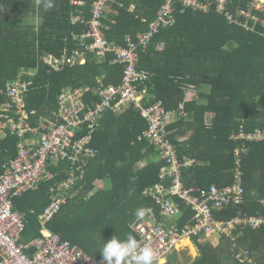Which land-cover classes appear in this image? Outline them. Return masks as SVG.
I'll use <instances>...</instances> for the list:
<instances>
[{
	"label": "trees",
	"instance_id": "16d2710c",
	"mask_svg": "<svg viewBox=\"0 0 264 264\" xmlns=\"http://www.w3.org/2000/svg\"><path fill=\"white\" fill-rule=\"evenodd\" d=\"M72 1L0 0V104L5 101L1 91L22 70H37L35 87L26 98L28 112H35L30 117L34 125L41 119L53 118L64 89H88L85 103L92 106L100 101L97 90L101 84L122 82L123 68L111 65L110 57L102 63L90 57L84 65L61 73L51 72L42 63L45 55L61 57L65 51L79 49L75 38L87 28L83 23L73 25L72 20L82 16L83 22L87 21L95 0H76L82 4L80 7H74ZM248 1L233 0L229 8L245 9ZM47 4L51 6L46 7ZM161 5V0H108L106 8L110 7L111 13L104 14L102 21L108 28L105 39L124 47L126 38L135 40L138 34L148 31ZM31 20L38 25L25 24ZM162 44L164 49L159 52ZM140 56L138 68L153 75L140 85L149 99L148 106L162 102L168 112H176L185 104L184 85L209 87V94L201 96L204 105H185V113L192 121L185 124L180 119L168 131L184 126L193 130L190 140L182 146L170 133L180 158L196 162L184 174L187 188L207 190L212 185H231L234 151L239 147L233 137L241 127L250 132L264 131V27L252 33L230 25L216 7L207 15L187 11L179 13L175 27L162 31ZM206 115L214 116L210 124L205 123ZM146 128V121L133 108L124 114H107L90 145L97 151L96 156L86 162L83 180L64 193L71 198L66 199L60 214L48 225V230L63 242L98 262L103 263L100 249L114 235L123 240L131 234L138 240L132 229L139 221L134 215L136 209H153L159 216V207L144 193L159 183L165 163L158 160L154 145L146 139L139 140ZM17 142L13 137L0 144V173L2 165L15 157ZM152 157L157 160L148 162ZM73 167L68 160L52 166V180L41 182L37 191L14 201L13 210L25 221L23 246L42 238L40 217L52 203L51 190L66 180ZM243 171L245 205L215 214L216 220L229 222L239 216L264 215L260 204L264 199V141L250 145ZM97 181L106 182L107 190L95 192ZM182 210L179 228L190 225L194 215L190 209ZM233 237L239 250L234 251L232 239L225 236L193 239L198 257L190 264H241L235 258L239 251L250 253L251 264H264V230H237ZM28 254L33 256V252Z\"/></svg>",
	"mask_w": 264,
	"mask_h": 264
},
{
	"label": "built area",
	"instance_id": "2783aa9c",
	"mask_svg": "<svg viewBox=\"0 0 264 264\" xmlns=\"http://www.w3.org/2000/svg\"><path fill=\"white\" fill-rule=\"evenodd\" d=\"M108 0H95L90 18L83 22L82 16L73 18L72 24H85L87 31L75 38L79 49L65 51L61 57L45 55L42 63L48 70L61 73L66 68L82 66L93 57L103 61L111 57L110 64L123 68L119 85L101 84L97 90L99 103H85L86 88H67L62 91L53 118L41 119L34 125L27 110L26 98L35 87L37 70H22L18 78L1 91L5 101L0 104V144L16 138V155L5 162L0 173V264H103L93 260L77 247L63 242L59 235L48 230V225L57 217L66 204L64 193L83 180L86 162L97 151L90 147L94 134L100 128L104 116L120 114L133 108L146 121L147 128L139 140H148L158 151V160L165 163L159 183L145 191L144 197L152 199L160 209L159 216L152 209L132 227L141 246H149L156 253L154 264H162L174 253L183 249V244L196 238L225 236L232 239L234 251L238 249L233 233L237 230H264V215L239 216L229 222L216 220L230 207L242 208L246 202L243 160L250 145L264 141V131H246L241 127L233 137L239 142L234 151V179L231 185H212L207 190L187 188L184 174L196 162L192 158H180L178 149L170 138L168 126L173 112H168L162 102L151 106L145 104L140 85L148 82L152 73L138 68L140 53L146 51L152 41L165 30L175 27L177 15L192 11L207 15L216 7L228 23L256 33L264 27V0H250L245 9L229 8L233 0H161L162 5L155 20L149 23L148 31L138 34L135 40L126 38L125 46L109 43L105 39L108 28L103 19ZM74 7L82 6L73 0ZM135 11V7L132 8ZM146 23V21H144ZM180 117H186L185 106L179 107ZM71 161L74 166L64 182L52 188L51 205L40 217L42 238L29 246L21 244L25 231L22 215L13 210V203L28 193L38 190L39 184L54 178L49 168L61 161ZM78 164V165H76ZM264 209V199L260 202ZM192 211L190 225L179 228L177 218L182 208ZM33 252L31 257L28 253ZM235 258L241 264H251L249 252L239 251Z\"/></svg>",
	"mask_w": 264,
	"mask_h": 264
},
{
	"label": "crops",
	"instance_id": "0c3cea01",
	"mask_svg": "<svg viewBox=\"0 0 264 264\" xmlns=\"http://www.w3.org/2000/svg\"><path fill=\"white\" fill-rule=\"evenodd\" d=\"M133 7H135V6H132L131 7V10H130V13H135V11H133L132 10V8ZM111 13V9H110V7L108 8H106L105 9V15H109ZM105 15H104V17H105ZM106 18V17H105ZM144 21L145 20H143V23H144ZM161 34V33H160ZM159 34V35H160ZM164 49V45L162 44V45H160L159 47H158V51L160 52V51H162ZM145 52V51H144ZM110 57V56H109ZM141 57V56H140ZM140 57H139V63H140ZM111 58V57H110ZM97 62H100V63H102V61H98V60H96ZM139 63H138V67H139ZM184 92H185V104H183L184 106L186 105V104H190V103H198V104H202V105H204V102L201 100L202 98H201V96H206V94H209V92H210V89H209V87L208 86H206V85H201V86H193V85H184ZM145 93V92H144ZM144 97H145V104L147 105V103H148V97L146 96V93L144 94ZM148 106V105H147ZM150 106V105H149ZM131 109V108H130ZM130 109H128V110H126V111H129ZM186 110V109H185ZM126 111H124L123 113H120V114H124ZM174 113V115L171 117V119H170V123H169V126H172V125H175V124H177L178 123V121H180V119H183L184 120V123L185 124H189V122H191L192 121V118L186 113V117H180V111L178 110V111H176V112H173ZM105 117L106 116H104V118L102 119V121H101V124H100V128L103 126V124H104V122H105ZM214 119V116L213 115H206L205 116V123L206 124H210V121H212ZM168 126V127H169ZM180 132L181 133H183V135H181L180 134ZM170 133H172V134H175V140L177 141V143L180 145V146H182L183 144H185V143H187L189 140H190V138H191V136L193 135V130L189 127V126H184L182 129H176V130H174V131H171ZM176 133H178V135L176 134ZM140 138V137H139ZM157 160V158H155V157H152V158H149L148 159V162H153V161H156ZM147 162V161H146ZM57 164H55V166H56ZM52 166H54V165H52ZM51 166V167H52ZM142 165H139V168L141 167ZM50 167V168H51ZM50 170V169H49ZM50 173H52L53 174V172H51L50 171ZM54 175V174H53ZM59 185V184H58ZM95 186H96V188H95V192H99V191H105V190H107V188H108V185H107V183L106 182H104V181H97L96 183H95ZM56 187V186H55ZM55 187H53V188H55ZM97 190V191H96ZM51 193H52V190H51ZM63 197L65 198V199H67V198H71V196L69 195V197H66L65 196V194L63 195ZM183 216V214L179 217V218H177V220H176V222H178L180 219H181V217ZM185 244H188V245H185ZM191 244V243H190ZM190 244H189V242H185L184 244H183V249H182V251H180V252H176V253H174L172 256H178L179 254H182V253H186V254H188V252H191V251H193L195 254H194V257H193V259H191V262L194 260V259H196L197 257H198V254H197V251L194 249V247H190ZM172 256L170 257V258H168L164 263H162V264H168V262L170 261V259L172 258Z\"/></svg>",
	"mask_w": 264,
	"mask_h": 264
},
{
	"label": "clouds",
	"instance_id": "9594fccd",
	"mask_svg": "<svg viewBox=\"0 0 264 264\" xmlns=\"http://www.w3.org/2000/svg\"><path fill=\"white\" fill-rule=\"evenodd\" d=\"M50 7V4L45 5ZM145 209L138 208L134 215L138 220L145 217ZM103 264H154L156 253L149 246H141L131 234L125 239L115 235L105 241L100 249Z\"/></svg>",
	"mask_w": 264,
	"mask_h": 264
},
{
	"label": "rangeland",
	"instance_id": "374dc122",
	"mask_svg": "<svg viewBox=\"0 0 264 264\" xmlns=\"http://www.w3.org/2000/svg\"><path fill=\"white\" fill-rule=\"evenodd\" d=\"M25 24H29V25L36 24V25H38V22L31 20V21L25 22ZM95 188H96V186H95ZM185 245H188V244H185ZM194 254L195 253L193 251L188 252V254L182 253V254H179L178 256H172V258L170 260L173 261L172 264H190V263H192L191 259H193Z\"/></svg>",
	"mask_w": 264,
	"mask_h": 264
}]
</instances>
